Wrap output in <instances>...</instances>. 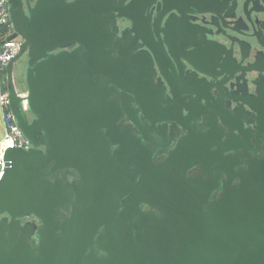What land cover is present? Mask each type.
I'll return each mask as SVG.
<instances>
[{"label":"water","instance_id":"95a60500","mask_svg":"<svg viewBox=\"0 0 264 264\" xmlns=\"http://www.w3.org/2000/svg\"><path fill=\"white\" fill-rule=\"evenodd\" d=\"M136 1L129 10L141 8ZM95 5L38 0L26 15L21 0H9L8 39L23 41L6 67L8 100L31 147L5 152L0 264H264V178L244 174L239 189L227 184L210 201L217 176L188 175L221 158L231 166L223 153L233 149L219 133L224 116H205L197 57L171 37L185 46L195 33L171 13L156 40L169 8L119 35L112 13L98 19ZM25 52L24 96L14 64ZM136 105L148 123L142 137L118 126ZM197 120L206 132L168 150L169 128ZM157 153L166 159L156 164Z\"/></svg>","mask_w":264,"mask_h":264},{"label":"flooded vegetation","instance_id":"af4514ba","mask_svg":"<svg viewBox=\"0 0 264 264\" xmlns=\"http://www.w3.org/2000/svg\"><path fill=\"white\" fill-rule=\"evenodd\" d=\"M37 1L21 0L26 15L30 14V8ZM93 1L96 2V10L102 9L98 19L109 20L112 13L119 25V35L123 29L131 27L132 19L135 22L148 19L153 22L158 12L163 14L169 8L172 9L162 22L157 18L158 32H153L156 40L159 34L164 36V22L171 13L173 18H178L177 25L183 23L195 33V37L190 39L195 44L187 45V41L185 46L175 31L171 32V37L174 44L180 43L185 52H194L197 57L199 67L204 72L198 73V77L203 87L201 98L205 116H224L229 125H219V133L222 134V142L233 147L231 151L223 153V157H231V166L221 158L212 161L209 169L198 166L188 172L190 177L201 175L206 181L217 176L218 183L210 201L220 199L227 184L239 189L244 174H250L253 181L264 178V0H138L136 5L133 4L141 7L138 10L128 9L132 0ZM117 6L123 12L132 14L133 18L118 16L119 11L115 10ZM142 6L144 11L141 14ZM175 8L184 11L183 18ZM164 46L168 48L167 44ZM172 63L175 64L173 60ZM179 67L183 71L193 70L190 64L182 61ZM169 68L171 77L175 79L174 74L179 72L174 73ZM157 73V77H160V73ZM134 111V119L127 114L118 126L122 132L130 131L132 136L142 137L141 129H145L147 119L139 105L134 107ZM192 131L206 132L203 121H193L184 127L172 125L167 133L170 140L167 149L175 150L178 142ZM143 141L148 143L145 139ZM217 149L218 146L214 145L213 150ZM163 150V147L158 148V151ZM165 159L163 153H157L154 157L156 164ZM143 208L151 209L147 206Z\"/></svg>","mask_w":264,"mask_h":264},{"label":"built area","instance_id":"2783aa9c","mask_svg":"<svg viewBox=\"0 0 264 264\" xmlns=\"http://www.w3.org/2000/svg\"><path fill=\"white\" fill-rule=\"evenodd\" d=\"M14 32L10 19L9 0H0V70L5 71L8 62L20 51L22 39L19 37L8 39ZM21 95H26V92ZM0 106L4 122V135L0 139V179L5 170V152L10 147H31L29 141L24 137L22 130L17 124L14 114L10 109L8 92L3 86L0 91Z\"/></svg>","mask_w":264,"mask_h":264},{"label":"rangeland","instance_id":"374dc122","mask_svg":"<svg viewBox=\"0 0 264 264\" xmlns=\"http://www.w3.org/2000/svg\"><path fill=\"white\" fill-rule=\"evenodd\" d=\"M27 62V53H23L22 55H20V57L15 61V69H14V75H15V81H16V85H17V89L18 91L22 94L24 92H26V88H25V83H24V70H25V65ZM6 83L7 86V80L4 81L3 84ZM7 89V88H6Z\"/></svg>","mask_w":264,"mask_h":264},{"label":"crops","instance_id":"0c3cea01","mask_svg":"<svg viewBox=\"0 0 264 264\" xmlns=\"http://www.w3.org/2000/svg\"><path fill=\"white\" fill-rule=\"evenodd\" d=\"M4 76L2 74V71L0 70V91L4 86ZM5 131L4 122H3V116H2V108L0 106V139L3 137Z\"/></svg>","mask_w":264,"mask_h":264},{"label":"trees","instance_id":"16d2710c","mask_svg":"<svg viewBox=\"0 0 264 264\" xmlns=\"http://www.w3.org/2000/svg\"><path fill=\"white\" fill-rule=\"evenodd\" d=\"M2 74L4 76V81H6L7 80V72H6V70L5 71H2ZM24 83H25V88H26V82L24 81ZM4 87L7 88L6 83L4 84Z\"/></svg>","mask_w":264,"mask_h":264}]
</instances>
